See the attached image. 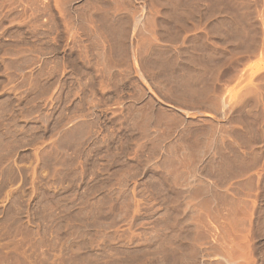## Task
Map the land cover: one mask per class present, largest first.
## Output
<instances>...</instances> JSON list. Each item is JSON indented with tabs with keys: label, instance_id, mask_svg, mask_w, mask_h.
Returning a JSON list of instances; mask_svg holds the SVG:
<instances>
[{
	"label": "rangeland",
	"instance_id": "1",
	"mask_svg": "<svg viewBox=\"0 0 264 264\" xmlns=\"http://www.w3.org/2000/svg\"><path fill=\"white\" fill-rule=\"evenodd\" d=\"M0 264H264V0H0Z\"/></svg>",
	"mask_w": 264,
	"mask_h": 264
}]
</instances>
